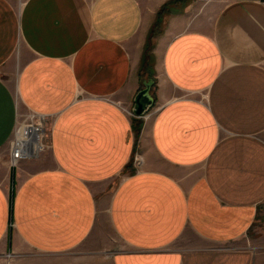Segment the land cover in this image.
Masks as SVG:
<instances>
[{
    "label": "crops",
    "instance_id": "obj_1",
    "mask_svg": "<svg viewBox=\"0 0 264 264\" xmlns=\"http://www.w3.org/2000/svg\"><path fill=\"white\" fill-rule=\"evenodd\" d=\"M154 20L138 0H0V264H264V0L149 44ZM18 112L49 120L48 149L12 168ZM104 213L113 242L73 254Z\"/></svg>",
    "mask_w": 264,
    "mask_h": 264
},
{
    "label": "rangeland",
    "instance_id": "obj_2",
    "mask_svg": "<svg viewBox=\"0 0 264 264\" xmlns=\"http://www.w3.org/2000/svg\"><path fill=\"white\" fill-rule=\"evenodd\" d=\"M25 1L26 0H14V2L16 4L18 3L19 6L24 4ZM138 1L140 5L142 6L145 14L149 13L155 16L154 23L150 31L148 32V36H147V39L149 40V42L150 41L152 42L153 38H156L157 36L161 35L162 32H164L166 25H168V22L172 21L174 17L185 16L187 18H192V17H196L201 14H206V13L212 14L215 11L221 9L230 0H138ZM151 42L149 44H151ZM128 112L131 113V111L129 110ZM17 121H19L18 124H17ZM38 121H42L43 123V127H42L43 136H42L41 141L44 146V149L41 150L39 153L35 154L34 156H31V155H28L27 157L25 156L26 157V158L24 157L25 159L17 161L16 165H12L13 166L12 168L19 165V163L21 162H25V161L29 162L35 159L38 155L47 152L46 150L48 149V136H49V128H50L49 120L47 121L43 120L42 117H39L36 114H32L29 112H21V113L18 112V116L16 118V124L19 127L21 125H37ZM16 124H15V128H16ZM14 133L15 132H13V135H12V138L9 144L10 153L13 150V146L11 143L14 139ZM135 154L141 157V159L143 160V164H144V158L138 149H136ZM143 164L138 169L142 168ZM48 165H49V161L47 159L46 161H44L43 163L39 165H34L31 171L36 170L41 167H47ZM134 168L135 167L133 165L130 166V170H134ZM117 183L118 181L114 182V184H112V186L108 190L110 194L113 193ZM260 226L264 230V224H261ZM114 238H115V234L110 225L107 213H104L98 225L97 231L93 233L90 239H88L86 242H84V244H82L81 249L75 250L73 254H78L79 251H81L82 256H84L85 254L84 252L87 249L92 248L93 246L99 245L101 243H106V242L112 243ZM110 246L111 247H108V248L104 247L105 249H107L108 254L113 253L115 250V247H112V244H110ZM102 264H109V262L104 261L102 262Z\"/></svg>",
    "mask_w": 264,
    "mask_h": 264
},
{
    "label": "bare ground",
    "instance_id": "obj_3",
    "mask_svg": "<svg viewBox=\"0 0 264 264\" xmlns=\"http://www.w3.org/2000/svg\"><path fill=\"white\" fill-rule=\"evenodd\" d=\"M42 127V121H38L37 125H21L20 127L16 124L14 139L11 143L14 150L13 153L18 152L24 158L32 155L30 153L31 150L39 152L43 147L41 142L43 136ZM16 163V161H12L13 165Z\"/></svg>",
    "mask_w": 264,
    "mask_h": 264
},
{
    "label": "water",
    "instance_id": "obj_4",
    "mask_svg": "<svg viewBox=\"0 0 264 264\" xmlns=\"http://www.w3.org/2000/svg\"><path fill=\"white\" fill-rule=\"evenodd\" d=\"M154 85L152 80L145 81L143 88L138 92L134 98L131 114L135 117H145L154 107L155 100L151 96V89Z\"/></svg>",
    "mask_w": 264,
    "mask_h": 264
},
{
    "label": "built area",
    "instance_id": "obj_5",
    "mask_svg": "<svg viewBox=\"0 0 264 264\" xmlns=\"http://www.w3.org/2000/svg\"><path fill=\"white\" fill-rule=\"evenodd\" d=\"M132 115V114H131ZM133 116V115H132ZM39 117H42V116H39ZM42 119H44V118H42ZM42 142V141H41ZM44 149V148H43ZM42 149V150H43ZM13 151L14 150H12V152L10 153L11 154V160L12 161H19V160H22V159H24L23 158V156L22 155H19V153L18 152H15V153H13ZM135 152H136V149L134 150V153H133V155H132V158H131V161H130V165H133L135 168H134V170H138V168L139 167H141L142 166V164H143V160L141 159V157L140 156H138L137 154H135ZM35 154L34 153H32V155L31 156H34Z\"/></svg>",
    "mask_w": 264,
    "mask_h": 264
}]
</instances>
